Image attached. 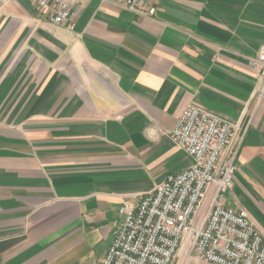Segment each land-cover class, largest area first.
<instances>
[{"label":"crops","instance_id":"1","mask_svg":"<svg viewBox=\"0 0 264 264\" xmlns=\"http://www.w3.org/2000/svg\"><path fill=\"white\" fill-rule=\"evenodd\" d=\"M70 4L72 30L0 0V264H99L122 201L192 164L168 135L189 103L236 123L224 204L264 233V0Z\"/></svg>","mask_w":264,"mask_h":264},{"label":"built area","instance_id":"2","mask_svg":"<svg viewBox=\"0 0 264 264\" xmlns=\"http://www.w3.org/2000/svg\"><path fill=\"white\" fill-rule=\"evenodd\" d=\"M31 1L52 24L74 28L71 0ZM100 1L137 15L155 12L150 0ZM249 63L257 71V95L262 96L264 45ZM168 135L192 157V164L168 174L136 201H122L123 219L99 264H174L182 249L210 264H264V233L245 209L224 204L242 141L236 123L189 103Z\"/></svg>","mask_w":264,"mask_h":264}]
</instances>
